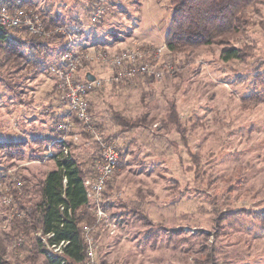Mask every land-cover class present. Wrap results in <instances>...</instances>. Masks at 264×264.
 I'll use <instances>...</instances> for the list:
<instances>
[{
	"label": "rangeland",
	"instance_id": "374dc122",
	"mask_svg": "<svg viewBox=\"0 0 264 264\" xmlns=\"http://www.w3.org/2000/svg\"><path fill=\"white\" fill-rule=\"evenodd\" d=\"M22 5L65 23L70 49L83 59L80 80L89 71L97 79L109 78L113 70L103 58L119 50L164 47L172 17L170 0H24ZM98 8L103 16L93 24ZM250 13L252 24L236 43L250 48L245 61L223 63L218 47L189 57L165 49L160 80L139 77L135 85L97 90L96 136L111 138L123 159L105 193L106 203L113 204L107 209L109 224L93 232L96 264H264V0ZM67 41L49 42L42 60L56 64ZM26 47L22 53L35 59ZM5 50L0 45V141L53 133L59 138L45 115L49 102L61 101L58 78H48L47 70L31 78L32 68L8 59ZM172 109L180 129L172 123ZM116 115L141 126L123 132ZM86 133L77 124L61 136L88 166L98 152L96 137ZM48 153V147L34 144L13 162L0 153V240L12 263L24 262L29 252L16 251L11 241L14 214L7 211L2 190L25 180L23 195L12 194L18 204L35 200L40 182L56 169Z\"/></svg>",
	"mask_w": 264,
	"mask_h": 264
},
{
	"label": "trees",
	"instance_id": "16d2710c",
	"mask_svg": "<svg viewBox=\"0 0 264 264\" xmlns=\"http://www.w3.org/2000/svg\"><path fill=\"white\" fill-rule=\"evenodd\" d=\"M259 1L170 0L172 17L165 41L168 52L173 55L180 54L189 57L203 48L218 47L221 48L220 60L223 63L245 61L251 55L250 48L237 47L236 43L252 24L250 8L255 7ZM14 3L16 0H0V8L9 7ZM39 14L44 24V33L41 35H30L25 30L0 26V45H5L7 58H13L17 64L22 63L26 68L27 66L32 68L31 77L36 72L46 70L51 72L52 65L48 66L47 60L41 58V55L48 53L49 42L70 40L69 31L66 30L65 23L61 19L51 18L46 13ZM19 31L26 35L25 39L22 40L14 34ZM68 41L65 42L66 44L64 43L66 46L64 45L61 49L60 55L73 51L70 49ZM18 45L21 46V49ZM26 45L29 46L26 47ZM25 47L34 53L35 59H28L22 53V49ZM19 59H21L20 62ZM116 116L120 119L115 118L124 129L123 132H129L141 126V122L138 120ZM170 118L173 119L172 123L179 127V119L174 109L170 111ZM62 120L57 121L55 126ZM85 136L92 137L89 133H86ZM110 140L111 138H108L104 141ZM52 142V138L44 137L34 138L30 141H0V153L5 156L7 161L13 162L25 157L24 150L29 145L34 144L41 148H47ZM95 145L99 157L100 146L96 141ZM63 147L68 149V154L60 151ZM54 149L56 155L50 160L55 162L56 169L48 172L38 185L37 198L27 203L18 204L17 201L16 207L6 206L7 211L11 212L12 210L14 214L11 220L10 238L16 244L15 250L24 251L27 249L29 255L23 260L24 262H10L6 258L5 248L0 240V264H37L39 260H42L41 264H86L87 244L84 239V230L86 227H91L95 231L97 224L87 198L84 181L87 178L95 177L98 157H94L91 164L87 166L85 163L78 162L74 154L75 147L67 141L55 144ZM122 159L123 155L120 153L119 167L122 164ZM117 175L115 172L113 179L111 178L108 183V189L112 190L114 177ZM103 198L106 200V194ZM112 205L105 203L103 207L107 210L113 207ZM132 213L137 217L135 212L132 211ZM142 219L147 221L146 218ZM222 219L223 217L218 222ZM218 226L222 227L221 224ZM39 233L45 238L51 234L54 237L47 238L43 243L37 236ZM61 242L68 243L63 249V254L49 256L46 244L57 245ZM17 244L19 245L17 246ZM101 264L106 263L101 262Z\"/></svg>",
	"mask_w": 264,
	"mask_h": 264
},
{
	"label": "built area",
	"instance_id": "2783aa9c",
	"mask_svg": "<svg viewBox=\"0 0 264 264\" xmlns=\"http://www.w3.org/2000/svg\"><path fill=\"white\" fill-rule=\"evenodd\" d=\"M23 3L24 0H16V3L11 4L9 7L3 6L0 8V26L8 29L25 30L30 35L43 34L44 24L41 15L32 9L25 8L22 5ZM102 16L103 11L98 8L91 17L92 23H100ZM165 49H167L166 46L153 51L143 47L126 48L103 58V61L113 70L112 75L105 80L95 77L94 81H88L86 75L88 73L93 74L90 71L85 74L83 80L78 79L77 73L83 59L74 51L64 52L60 55L57 63L51 66V72L58 78L57 91L61 95V101L68 108V114L57 125L56 131L60 134V137L53 140L48 146L49 153L46 159L55 157L54 145L64 143L66 140L61 134L71 131L76 123L85 126L86 131L96 137V142L100 146V154L95 166L96 175L94 178H87L84 185L91 209L94 212L97 228L106 227L109 224L108 211L103 207L106 200L103 197L108 189L109 181L118 170L120 152L115 144L105 142L96 136V128L93 124V114L90 110L88 98L91 92L102 89L108 84H129L139 77L160 80L163 78L165 70L159 64V59ZM60 151L68 154L66 147L61 148ZM13 190L18 192L19 195H23L26 190L25 182L22 180L17 181L14 189L6 187L2 190V193H5L4 204L7 206L17 204L16 197L12 194ZM93 232L94 230L91 227H86L84 230V239L87 244L86 264H96ZM37 236L41 238L43 243L46 242L47 238L54 237L51 234L45 238L41 233ZM46 245L49 256H61L68 243L61 242L57 245L47 243Z\"/></svg>",
	"mask_w": 264,
	"mask_h": 264
},
{
	"label": "crops",
	"instance_id": "0c3cea01",
	"mask_svg": "<svg viewBox=\"0 0 264 264\" xmlns=\"http://www.w3.org/2000/svg\"><path fill=\"white\" fill-rule=\"evenodd\" d=\"M58 56H56V58H57ZM56 60V59H55ZM52 63V62H51ZM49 63H47V65H48ZM51 65H54V63H52V64H50L49 66H51ZM47 73H49V77L48 78H57L56 77V75L55 74H53L52 72H47ZM42 75V72L40 71V72H36L34 75H33V77H31V78H39V76H41ZM137 83H139V81H135L134 83H132L133 85H135V84H137ZM142 84V83H141ZM140 84V85H141ZM115 85H117V86H120L121 84H115ZM130 85V84H129ZM128 85V86H129ZM112 87H114L115 88V86H113L112 85ZM119 88H123V87H119ZM98 93L99 92H97V91H94V92H92L91 94H90V96H89V98H88V102H89V106H90V108H91V111H92V114H94L95 112V108H96V106L99 104V102H101L100 101V97L98 96ZM63 102H61L60 101V99H57V102L55 101L54 103H50L49 102V105L47 106V108H48V112H50L49 113V115H47L48 113H46L45 115H46V118H47V123H50V122H54V125H55V123L58 121H60V120H62L67 114H68V108L65 106V105H63L62 104ZM64 108H63V107ZM63 109V110H62ZM64 109H65V111H64ZM61 111H64V113L63 112H61ZM52 115V116H51ZM55 119V120H54ZM50 120V121H49ZM55 127V126H54ZM53 127V128H54ZM74 132H75V130H74ZM45 138H52L53 140H55L56 138H57V136H55V134L53 133L52 135H47Z\"/></svg>",
	"mask_w": 264,
	"mask_h": 264
},
{
	"label": "water",
	"instance_id": "95a60500",
	"mask_svg": "<svg viewBox=\"0 0 264 264\" xmlns=\"http://www.w3.org/2000/svg\"><path fill=\"white\" fill-rule=\"evenodd\" d=\"M86 78L88 79V81H94L95 80V76L93 74H91V73H88L86 75Z\"/></svg>",
	"mask_w": 264,
	"mask_h": 264
}]
</instances>
